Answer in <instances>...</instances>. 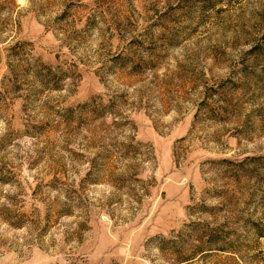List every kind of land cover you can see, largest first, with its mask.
Returning <instances> with one entry per match:
<instances>
[{
	"label": "rangeland",
	"instance_id": "rangeland-1",
	"mask_svg": "<svg viewBox=\"0 0 264 264\" xmlns=\"http://www.w3.org/2000/svg\"><path fill=\"white\" fill-rule=\"evenodd\" d=\"M0 264H264V0H0Z\"/></svg>",
	"mask_w": 264,
	"mask_h": 264
}]
</instances>
